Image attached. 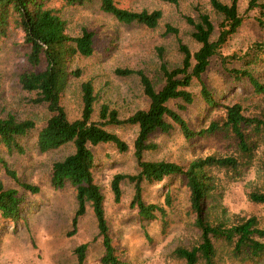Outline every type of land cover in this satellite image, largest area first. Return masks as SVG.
<instances>
[{
    "label": "rangeland",
    "instance_id": "obj_1",
    "mask_svg": "<svg viewBox=\"0 0 264 264\" xmlns=\"http://www.w3.org/2000/svg\"><path fill=\"white\" fill-rule=\"evenodd\" d=\"M247 1H238L241 13L245 12ZM114 2L132 10L159 8L162 16L155 27L138 22H122L102 10L100 0L85 1L61 10L70 34H78L83 26L94 32L93 52L86 56L76 54L69 64L70 69L79 68L81 71L78 76H70L61 97V103L70 119L81 113L83 103L80 85L88 78L92 79L97 94L93 104V119L99 118L102 103L117 109L121 118L139 108H146L149 100L143 92L139 76L119 75L114 69L124 66L142 68L158 89L164 83L161 59L168 67L181 62L182 53L178 41L187 44L191 51L199 46V42L192 37L193 25L187 22L186 17L196 21L199 13L207 12L214 25L221 18L210 0H178L177 4L163 0ZM56 4H60V1H56ZM244 15L245 20L223 45L221 54H243L252 43L264 42V26L255 19L260 15L259 9H251ZM166 23L176 26L178 33H165ZM216 35L215 29L212 37ZM22 37L23 33L18 27L10 26L7 35L0 41V116L12 113L19 118L30 117L35 121V127L17 137L22 152L0 145V181L4 187L16 188L24 200L18 221L0 224V264H75L74 247L82 242H88L83 264H102L100 259L104 246L89 203L86 204L84 214L78 218L75 233L67 234L77 206L75 191L70 184L55 188L50 176L52 162L71 153L74 145L67 142L47 151H40L37 146V132L50 112L45 103L32 101L36 96L34 91L22 88L18 82V72L24 66ZM158 47L161 48V56ZM230 67H246L259 80L264 81V61L252 59L245 63L244 59L227 58L224 64L219 56L214 55L202 73L201 80L212 92L216 105L206 103L200 93L201 80L197 78H193L189 86L194 99L186 104L185 109L178 107V104L183 103L180 98L170 99L168 104L193 129L204 127L211 120H223L224 105L233 102L243 106L245 115L264 117V94L253 92L249 79L233 76L228 71ZM106 128L128 143L125 151H119L113 142H100L92 146L95 158L93 174L104 195L109 235L120 253L122 264H184V260L173 253L174 248L195 244L200 234L194 224L185 184L178 175L165 177L159 182H143L142 195L147 202L164 204L166 192L171 195V205H165L166 224L158 217L144 221L143 227L136 208L130 206L133 184L127 179L121 181L119 201L114 200L110 186L114 173H135L138 170L133 153V140L138 126L108 124ZM150 140L156 142L157 147L144 151L145 159H167L186 164L208 154L236 152L233 139L221 131L187 140L175 125L169 132L156 130ZM4 163L15 172L17 179L6 172ZM212 172L220 177L223 185L220 203L226 214L255 215L260 225H264V202H254L248 198L249 191L261 189L264 185V139L259 142L252 163L243 169L241 175L232 178L223 171L212 169ZM20 182L37 184L39 191L27 190ZM218 247L219 264H264V257L257 261L233 259L229 257L227 248H220V244ZM198 264L204 262L200 260Z\"/></svg>",
    "mask_w": 264,
    "mask_h": 264
},
{
    "label": "trees",
    "instance_id": "obj_2",
    "mask_svg": "<svg viewBox=\"0 0 264 264\" xmlns=\"http://www.w3.org/2000/svg\"><path fill=\"white\" fill-rule=\"evenodd\" d=\"M56 1L58 0H0V41L7 35L10 26L18 27L23 33L21 45L24 66L18 72V82L22 88L34 91L36 96L32 101L45 103L50 112L37 132L36 143L40 151L57 148L67 142L74 145L71 153L52 162L50 176L51 184L55 188L70 184L75 191L77 206L67 234L75 233L78 218L84 214L86 204L89 203L104 246L101 263H123L109 235L103 205L104 195L93 174L95 158L92 146L100 142H113L119 151H125L128 148L127 141L108 130L106 126L136 124L138 131L133 140V153L138 170L135 173L113 174L110 186L114 200H120L121 181L127 179L133 184L130 206L136 208L143 227L144 221L158 217L166 224L165 205H171L170 193L166 192L164 204L147 202L142 195V184L144 181L159 182L165 177L178 175L188 190L194 224L200 231L199 240L195 244L178 245L173 250L177 257L184 260V264H198L200 260L204 264H219V244L220 248H227L229 257L233 259L257 261L264 257V225H260L255 215L226 214L220 203L223 185L220 177L212 172V169L223 171L232 178L241 175L243 169L252 163L255 150L264 139V117L245 115L243 106L239 102H233L224 105L223 120H211L206 126L193 129L187 120L168 104L170 99L180 98L183 103L178 104V107L185 109L186 104L193 101L194 95L189 89L191 81L193 78L201 80L202 73L214 55L219 56L224 64L227 58L244 59L245 63L251 62L252 59L264 61V42L261 41L252 43L243 54H221L223 45L245 20V12L258 8L260 15L255 19L264 26V0H248L244 13L238 9L239 0H210L213 8L221 14L217 25H214L207 12L199 13L196 21L187 16V22L194 28L192 37L199 42V46L191 51L187 44L179 40L181 62L168 67L161 59L160 69L164 83L160 88L154 87L151 78L142 68L124 66L114 69L119 75L139 76L143 92L149 100L148 106L121 118L117 109L102 103L98 119L92 118L97 94L94 92L91 78L81 82L83 105L78 117L70 119L61 103L70 76H78L81 73L79 68H69L70 61L76 54L86 56L94 50V32L83 26L78 34H70L61 10L66 6L89 0H59L60 4H56ZM163 1L178 3V0ZM100 7L122 22H138L148 27H155L162 16L159 8L132 10L118 6L114 0H100ZM215 29L217 35L212 37ZM164 32L177 34L178 28L166 23ZM158 54L161 56L160 47ZM246 57L250 58L245 59ZM228 71L238 78L247 77L253 92L264 94V81L259 80L248 68L230 67ZM200 85V93L206 103L216 105V100L205 82L201 80ZM175 125L187 140L224 132L233 139L236 152L224 155L208 154L196 157L186 164L167 159H145L144 151L157 147V143L150 140L151 134L156 130L169 132ZM34 127L35 121L30 117L19 118L12 113L0 116V145L22 152L17 137L27 134ZM5 170L16 178L15 172L6 165ZM20 184L32 192L39 191L37 184ZM248 198L254 202H264V185L261 189L249 191ZM23 201L16 188L4 187L0 181V224L17 222L21 217ZM87 246L88 242H82L74 247L75 264L84 263Z\"/></svg>",
    "mask_w": 264,
    "mask_h": 264
}]
</instances>
